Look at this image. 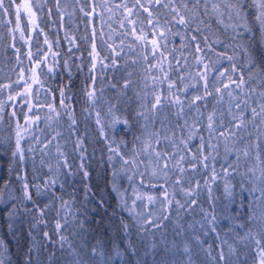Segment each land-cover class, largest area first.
<instances>
[{
	"label": "snow or ice",
	"instance_id": "6c2138e0",
	"mask_svg": "<svg viewBox=\"0 0 264 264\" xmlns=\"http://www.w3.org/2000/svg\"><path fill=\"white\" fill-rule=\"evenodd\" d=\"M131 2V6H129ZM15 0H0V16L12 14V4ZM72 6V11L67 12L69 19L78 10L89 20L94 18L95 15H102L103 12L98 13L97 9H102L109 13L115 14L116 11L120 12V28L125 29L127 26L131 28V31L127 30L122 33L123 36H131L134 38V43L129 45V48H134L137 44L144 45L147 50L150 46L151 56L156 57L157 53L160 54L162 59L156 64H149L147 71L151 73L153 70L163 73V75H154L151 77V84L153 89L158 84L162 85L167 82V95L163 91H153L151 93V101H149L148 92H144L143 96L139 92L136 93L137 97L142 100V111L137 113V116L142 117L145 121L151 120L153 127H155V121L157 114L165 106V103L173 108L178 107V111L174 113L177 117V123L175 127L171 129V134L161 135V129H157L153 132L147 133V139L143 142V147L136 150L131 159L125 158L118 150V148H112L109 145V151L115 153L123 161L122 171L127 172L129 166L135 169L144 167V172H139L140 180L136 187H133L131 195V205H129V195L127 191L121 192L119 186L113 183L112 189L117 194L119 204L118 207L126 209L129 215L134 219L142 220L140 225L141 231H144L146 226H150L149 230H156L162 227L163 222L171 219L170 213L173 204L177 208V216L179 211L187 209L191 211L198 204L199 201L194 197L200 195L201 191L206 188L208 192V203L212 208V215L209 218L208 210L200 208V212L203 213V219L208 225L211 226L210 231L216 233L217 215H215V198L212 195V185L218 180H224V193L228 198L233 197L234 189L231 187L228 178L235 174L239 167H241V158L243 157L246 164L244 175L250 178L253 183V187L249 192L252 197L247 206V223L252 225L243 236L236 234L233 243H229L227 239H220L217 233V240L219 243L216 245L215 250L212 245L208 248L203 247L201 237L194 235L191 237L195 241V244H190L188 236L184 228L177 225L173 229V239L169 241L166 234H162V253L156 251V246L153 245V259L149 262L146 258L142 261L138 260V264H197V259L203 254L202 264H248L251 258V264H264V67H260L255 58L249 52V48H244L245 61L241 66L237 61V52L231 42H225L221 39V29L224 33L231 32L230 40H236L238 36L251 34V40L258 43L261 48H264V0H122L112 7H108V0H65L64 9ZM91 5V10H88V6ZM57 12L60 15L61 26H63V20L65 17V10L61 8V0H56ZM163 9V13L160 11L154 12L153 9ZM15 27L10 28L9 32L13 34L15 39V33H20V39H25V31L31 28V32L40 30L38 23L40 17L37 12L42 13L41 0H22L21 3L15 4ZM146 14V19H140L141 16ZM51 15V9L49 10ZM165 18L161 22L160 16ZM26 17L27 22L24 23L22 18ZM11 23L9 21L0 20V24ZM215 24V28L213 27ZM139 25V31L137 32V26ZM145 26L151 32L152 39H149V31L145 30ZM173 29H176L175 31ZM183 29L184 31H180ZM242 29L243 31H239ZM115 31V30H114ZM29 32L27 40H32L33 36ZM101 37V47L106 46V54L102 57L100 50L97 46V33L95 28L92 29V43L90 45V51L88 53L89 59L92 61L89 74L92 78V84L85 88L84 95L90 106L95 107L97 102L102 99L97 96V89L95 88V82L97 77L92 73L96 70L98 65L105 64V61L111 59V67L116 69L118 67L117 60L123 51V39L121 40V52L116 51V47L109 43L112 40V35L109 34L107 39H104V33H99ZM171 35L180 38V47L172 48L170 51L167 48V37ZM67 36V33H66ZM225 39H228L226 37ZM45 44H49L47 37L44 40ZM70 45H75V38L69 40ZM191 45H195V63L202 65L201 71L195 73V77L198 80L195 84L191 85L192 88L199 91V87L202 82L203 94L195 95L191 100L187 102V108L189 111L195 109V116L192 118V123L189 124L188 118H185V101L180 97V93H186L189 89L188 85H184L182 88H177V83H183L186 76L183 72V67L187 65L189 55H186V50L190 49ZM217 46L223 49L218 51ZM242 47V46H241ZM163 49V50H162ZM229 49H232L233 54H228ZM49 51H51V45L49 44ZM70 47L69 52L71 53ZM165 51L168 55L165 56ZM39 50H37L38 54ZM179 52L180 55L175 56V72L178 73L175 79H172L173 65L171 63V57ZM107 53H110L109 56ZM47 53L45 54V56ZM57 55L53 53V56ZM29 60L32 59L33 53H28ZM148 55H144L145 62L148 61ZM168 61V71L164 70V62ZM181 60L184 61V65H181ZM224 62H227L229 67H224ZM67 67L68 61H65ZM136 63V61H133ZM43 61L37 60L35 67L32 69L31 83L25 78L23 72H21L20 78L12 84L0 85V90H7L13 85H19L24 83L25 88L23 93H16V96L26 98V104L28 113H25L24 120L25 126H21L17 122V131L15 133V150L13 151V157L19 156L21 164H25V150L21 146V141L25 139V136H31V132L36 130L39 126L41 117L39 115L31 116L34 109L42 111L47 108L48 115L45 118L47 122V133L43 136L36 135L32 137L34 144L28 148V152L35 153L37 149L42 156H48L49 150L55 143L56 155L63 157L62 166L70 168L71 166L67 162V157L62 150L64 145L59 143L62 133L60 131H54L52 128L53 123L59 122L62 116L67 115L69 119L68 133L69 136H76L74 150L79 153L81 164L80 169L83 171V176L88 178L89 173L85 169L86 160L85 152L83 150L84 139L78 133L76 128L77 121L74 118V113L70 108V105L66 102L71 100L72 97L66 95V87L60 89V101L59 110L54 103L39 104V95L41 92L43 82L39 78L38 70H42ZM53 68L49 67L48 72H52ZM132 73H128L131 77ZM216 77L215 81L210 83V77ZM227 81V82H225ZM255 81V86L253 85ZM33 85H37L33 89ZM133 85L131 79H125L122 85L123 89H129ZM218 85V86H216ZM115 88L116 86L113 85ZM148 87L147 82L145 88ZM211 87V90H210ZM175 89V91H174ZM35 92L36 104L32 103V93ZM215 95V103L212 110L207 112L200 111L198 102L207 101ZM16 96H9V101L15 103ZM207 105L205 104V108ZM115 108L114 105L109 107V113ZM3 102H0V113H3ZM149 113L151 115H149ZM11 116H16V112L13 111ZM96 123L101 127V135L105 136L103 131V125L101 124L100 113L97 112ZM183 118V123H179V119ZM227 118V120H226ZM2 119V117H0ZM206 121V123H205ZM121 123L119 118H115L112 121V127ZM123 123L126 125L127 120ZM161 128L165 133H168L169 129L164 128L161 121ZM251 129L252 131H249ZM187 130L188 135L184 136V132ZM44 131V130H41ZM180 132V136L176 135V132ZM207 133V139L203 135H199L200 145L195 153L191 154V157L187 155L190 152V141H192L197 133ZM255 135V139H253ZM153 138L155 143H152ZM139 139V138H138ZM162 141H167L173 148V151L169 153L164 149H159L158 146ZM215 141V143L213 142ZM66 143V142H65ZM243 145V148L237 145ZM223 145L224 148V162L227 163L231 156H235L236 163H228L227 167H222L221 172L217 173L215 167L211 169L210 177L205 178L204 185H201L199 181L195 185L191 184V177L187 176L189 170L193 173L198 171H207L209 169V160L215 162L218 159L219 149ZM135 149V145H134ZM217 153V155H213ZM254 153V155H253ZM144 155L145 159H138L139 156ZM179 159H176V156ZM112 156H109V161L112 160ZM175 159V163L171 164V161ZM188 162V168L184 167L185 162ZM195 161V162H192ZM41 166H44V159H41ZM61 167V163H57V168ZM51 171V166H49ZM172 174L176 175V179L171 180ZM119 173L113 172V177H117ZM150 180H163V183H147L146 179ZM187 179L189 186L184 187V181ZM130 182L133 181V176H128ZM17 181L21 182L22 188V200L24 202L33 203V209H25L26 212L36 211L38 213L35 218V223L30 225L29 239L30 246L28 247L25 264H114L115 261H120V264H125L124 255L119 251V246L116 247L114 255L111 257H105L103 251V242L97 241L96 245L91 247L89 251L87 241H84L79 246L74 245L68 241V237L63 235V232L67 229L69 220L67 219L69 212L65 211L63 217L60 216V212L69 208L70 202L63 200L60 197H54L53 202L44 205V208H37L31 194V189L34 187L37 196L45 193L51 186L56 184L55 179H45L43 185L30 184L26 178V175H18ZM171 184L173 192L168 191V187ZM259 185L258 187L256 185ZM131 186V185H130ZM158 191L159 196L143 192L142 187ZM7 182L5 184V190H7ZM63 185H61V189ZM177 190L179 194L184 197V203H181L179 199H176ZM90 189L86 186L85 195L87 196ZM241 191H246L244 187H241ZM259 193L258 195L256 193ZM16 199L10 197V200ZM60 200V206L56 210L55 220V235L58 239L53 240L49 231L43 233V240L45 243H41L35 236H32V230H38V225L44 224L48 226V222L42 219L45 216L46 210L50 209L55 200ZM190 200V203L188 201ZM160 202V214L156 215L152 212V207ZM0 203H4L2 195H0ZM143 205L142 211L136 209ZM15 204H13V210L8 212L9 230H14V218H15ZM147 214V218L145 215ZM162 216V218H161ZM156 220H160V223H156ZM75 216H73L72 223H77ZM81 230H83V221L78 222ZM120 227L124 230L125 234L129 233L130 226L127 223L121 221ZM189 229H193V225L188 226ZM243 228L244 225H240ZM236 226L228 229V233L234 232ZM227 235V233H226ZM52 245L53 251L47 252V246ZM59 248H56V245ZM182 245V247H181ZM242 245L243 248L238 250V247ZM42 249L44 250L42 252ZM225 249H227L225 251ZM8 248L3 239H0V264H12L10 258L6 259L5 254ZM59 251L60 255H57ZM35 253V256H33ZM46 254L47 260L43 259ZM136 250H133L132 255H136ZM148 253L145 252V257ZM184 257V259H181ZM242 257V258H241Z\"/></svg>",
	"mask_w": 264,
	"mask_h": 264
},
{
	"label": "trees",
	"instance_id": "16d2710c",
	"mask_svg": "<svg viewBox=\"0 0 264 264\" xmlns=\"http://www.w3.org/2000/svg\"><path fill=\"white\" fill-rule=\"evenodd\" d=\"M22 0H15L12 4V14L0 16V20L9 21L11 23L0 24V79L1 81L5 79H10L14 72V64L18 61L19 63H25L24 45L19 41L20 45L14 42L18 47V52L20 56H17L14 51V47L10 42H12L11 33L9 32V27L15 24V4L21 3ZM42 2V15L40 11L37 15L40 17L38 23L40 29L33 32V39L31 42V50L38 57L43 53L46 48L49 49V44L51 45V52L56 53L53 57V71L48 72L46 64L43 62L42 70H38L39 78L43 82V95L47 96L52 100V102L59 108L60 101V89L61 87H66V95L72 97L71 100L66 101L71 110L74 113V118L77 121L76 128L80 136L84 139L83 150L85 152L86 160L85 169L88 171L89 176L85 178L83 176V171L80 169L81 159L79 153L74 150V145L76 141V136H69L68 124L69 119L67 115L61 117L58 125L61 127V133L66 141L63 147L65 156L67 157V162L71 166L70 168H65L62 166L63 159H60L56 155V150L54 145L49 150L48 156H42L39 149L35 153L28 152L25 150L26 162L21 164L19 156L13 157L12 153L15 150V140L13 136V130L9 123L8 118V108H5L3 113H0V195L4 203H0V239H3L8 251L6 259L10 258L12 264H25L26 255L28 247L30 246L29 231L30 225L35 223V218L38 213L36 211L26 212L25 209H33L34 205L31 202H24L22 200V188L21 182L17 181L18 175H26V178L30 184L43 185L45 179H55L56 184L51 186L45 193L37 196L36 190L33 187L31 189V194L35 206L37 208H44V205L53 202L54 197H60L63 200L69 201V208L60 212V216L65 215V211L69 212L67 219L69 224L67 229L63 232V235L68 237V241L76 246H79L84 241H87L89 251L91 247L96 245L97 241L103 242L105 257H111L114 255V251L117 246H119V251L124 255L125 264H138V260L142 261L147 259L149 262L153 259V245L156 246V251L162 253L163 249L161 246L162 234H166L167 239L171 241L173 239V229L180 225L184 228L190 244H195V241L191 239L194 235H199L203 243V247L206 249L209 245H212L215 250L216 245L219 243L216 236L219 234L220 239H227L229 243H233L238 233L239 236H243L245 231L248 230L252 225L247 223V201L250 199L249 192L251 191V181L249 177L244 175L246 167L248 164L245 163L244 158H241V167L238 168L237 172L228 178V181L233 187V197L230 199L224 193V180L220 179L215 184L212 185L213 192L212 195L215 198V215L218 219L216 222V233L210 231L211 226L206 223L203 219V213L200 212V208H204L209 212V218L212 215V208L208 203V192L204 188L200 195L194 197L199 201V204L189 211L187 205H185L184 210L179 211V216H177V208L175 204L172 206L170 213L171 219L163 222L162 227L159 231L149 230L150 226H146L144 231H141L140 225L134 221V219L129 215V213L122 207H118L119 200L117 194L113 191L112 185L115 183V178L113 177V172L115 171L116 163H118L119 157L115 153L109 151V145L112 148H118L119 152L124 156L134 154L136 150L143 147V142L147 139V133L153 132L157 129H161V135L171 134V129L175 127L177 123V117L174 115L177 108L165 103V106L157 114L155 127H153L152 121H145L142 117L137 116L139 111H142L141 103L142 100L137 97L136 93L139 92L141 97L146 91L149 93L148 99L151 101V93L155 91H163L167 95V82L162 85L158 84L155 89H153L151 84V77L154 75H163V73L158 72V70H153L151 73L147 71L149 64L158 63L162 57L157 53L156 57L153 58L150 54V46L146 50L144 45L137 44L134 48L130 49L129 45L134 43V38L131 36H123V31L128 28L122 29L119 26L120 18L119 13L122 10L116 11L115 14L110 13L105 15L104 11L102 15L97 14L89 20L82 13L79 12L77 6V11L72 16L71 19L68 18L67 12L72 11V6L70 5L67 9H64L65 0H61V8L65 10V17L63 20V26H61L60 15L57 12L56 0H41ZM122 0H108V7L114 8ZM7 4V0H6ZM131 6V2H129ZM51 9V15H49V10ZM88 10H91V5L88 6ZM154 12L160 11L163 13V9H153ZM100 13V11H99ZM109 13V12H108ZM165 17L160 16L161 22ZM140 19H146V14L141 16ZM23 22H27V18H22ZM103 20L109 24V28H105L103 25ZM215 28V24H213ZM95 28L97 36V46L100 50V54L103 57L106 54V46L101 47V37L100 32H103L104 39H107L108 35H112V43L116 47L117 52H121V40L123 39V51L117 60L118 67L113 69L110 65L112 63L111 59L105 61V64L109 65L104 67L103 65H98L96 70L92 73L96 76L95 88L97 89V96L101 97L95 107H92L87 102L84 95L85 88L92 84V78L89 74V69L92 61L89 59L88 53L90 51V45L92 43V29ZM115 30V31H114ZM145 30L149 31L147 26ZM174 31L176 29H173ZM139 31V25L137 26V32ZM180 31H184L180 29ZM221 39L225 42H231L233 48L237 52V61L242 66L245 61L244 48H249V52L252 57L255 58L257 64L260 67H264V48H261L257 42L251 40V34H245L238 36L236 40H230L232 35L231 32L224 33L221 29ZM239 31H243L240 29ZM29 31H25V35ZM129 32V31H128ZM67 33V36H66ZM47 37L49 44H45L44 40ZM228 37V39H225ZM75 38V45H70L69 40ZM149 39H152L151 32L149 31ZM167 44V48L170 51L172 48L179 49L180 38L169 35L166 41L161 42ZM242 46V47H241ZM70 47L72 48L71 53L69 52ZM195 45H191L189 50H186L185 54L189 55L187 65L183 67V72L186 79L183 83H177V88H182L184 85H188L189 89L186 93H180V97L185 101V118H188L189 124L192 123V118L195 116V109L189 111L187 108V102L192 99L195 95H202L203 88L202 82L199 87V91L192 88L191 85L195 84L198 77H195V73L201 71L202 65H197L195 63ZM37 50H39L37 54ZM163 50V49H162ZM218 51H223V49L217 46ZM109 56L110 53H107ZM228 54H233L232 49H229ZM148 55V61L145 62L143 57ZM168 52L165 51V56ZM180 55L179 52L175 53L170 59L173 65L172 79H175L178 73L175 72V56ZM35 57V59H36ZM43 61V60H42ZM65 61H68L67 67L65 66ZM136 61V63H133ZM181 65H184V61L181 60ZM225 65L229 67L227 62ZM164 70L168 71V61L164 62ZM128 73H132L131 77ZM125 79H131L133 85L129 89H123L122 85ZM147 82L148 87L145 88V83ZM214 82L213 76L210 77V83ZM113 85L116 87L114 88ZM218 86V85H216ZM255 86V81L253 85ZM211 90V87H210ZM175 91V89H174ZM1 92V91H0ZM215 103V95L209 98L207 101L198 102V106L201 112L205 115L207 112L212 110L213 104ZM205 104L207 107L205 108ZM7 105V103H6ZM114 105L115 108L111 113H109V107ZM7 107V106H6ZM18 116L20 117L23 112V106L15 105ZM97 112L100 113L101 124L103 125V131L105 136L101 135V127L97 125ZM149 115H151L149 113ZM119 118L121 123L112 127V121L115 118ZM127 120V124L123 123ZM227 120V118H226ZM161 121L163 122L164 128H168V133H165L161 128ZM179 123H183V118L179 119ZM206 123V121H205ZM57 123H53L52 128L54 131H58L56 127ZM44 130V131H41ZM37 134L43 136L47 133V126L39 127V131L36 130ZM176 135L179 137L180 132L177 131ZM188 132L185 130L184 136H187ZM199 135H203L207 139V133H197V136L190 141V152L187 153L189 158L192 153H195L200 145ZM139 138V139H138ZM255 139V135H253ZM215 143V141H213ZM152 143H155L153 138ZM31 145V144H30ZM135 145V149H134ZM242 144L237 145L241 147ZM159 149H164L171 153L173 148L168 144L167 141H162L158 146ZM112 156V160L109 161V156ZM213 155H217L214 153ZM224 148L221 145L219 149L218 159L213 162L209 160V169L207 171H198L193 173L191 170L188 171L187 176L191 177V184L195 185L197 181L201 185H204L205 178L210 177L211 169L214 166L217 173H220L221 177L223 173L221 172L222 167H227V163L224 162ZM254 155V153H253ZM139 159H145L144 155L138 157ZM41 159H44V166H41ZM179 159V156H176ZM232 164L236 163L235 156L229 158ZM61 163V167L57 168V163ZM195 162V161H192ZM175 163V159L171 161V164ZM49 166H51V171H49ZM185 168H188V162L184 164ZM145 169L141 166V172ZM135 177V173H134ZM122 178V177H121ZM146 179L147 183L160 184L163 180L151 181L149 178ZM176 175L172 174L171 180H175ZM140 180V178H139ZM126 179L123 178L122 183ZM7 182V190H5V184ZM137 184L139 182L136 179ZM242 183L247 186L246 192L243 194L241 191ZM61 185L63 188L61 189ZM86 186L90 189L87 196L85 195ZM184 187H188L187 179L184 181ZM149 193H153L157 196L160 195L158 191H154L147 186L142 187ZM168 191L173 192V187L171 184L168 187ZM10 197H15L16 199L10 200ZM237 198V199H236ZM176 199H179L181 203H184V197L179 194L177 190ZM238 200L241 204H236ZM190 203V200L188 201ZM13 204H15V218H14V230H9L8 224L9 220L7 218L8 212L13 210ZM243 205V206H242ZM60 206V200H55L53 206L46 210L45 216L42 218L48 222V226L45 227L44 224L38 225V230H32V236H35L42 244L45 243L43 240V233L49 231L52 235L53 240L58 239L55 235V220H56V210ZM241 206V207H240ZM245 207V208H244ZM73 216H75L76 221H83V230L80 228V224L72 223ZM162 218V216H161ZM121 221L127 223L129 228V233L125 234L124 230L120 227ZM156 223H160V220H156ZM193 225V229H189V225ZM240 225H244L240 228ZM236 226L235 231L228 233V229ZM227 233V235H226ZM182 247V245H181ZM59 248V245H56ZM243 246L240 245L238 250L242 249ZM133 250H136V255H132ZM227 249H225L226 251ZM44 250L42 249V252ZM52 245L47 246V252H52ZM145 252L148 253L145 257ZM60 255L59 251L56 253ZM35 256V253H33ZM242 258V257H241ZM46 261V254L43 256ZM184 259V257H181ZM197 259V264H202L203 254ZM114 264H120V261H115ZM251 264V258L248 261Z\"/></svg>",
	"mask_w": 264,
	"mask_h": 264
},
{
	"label": "rangeland",
	"instance_id": "374dc122",
	"mask_svg": "<svg viewBox=\"0 0 264 264\" xmlns=\"http://www.w3.org/2000/svg\"><path fill=\"white\" fill-rule=\"evenodd\" d=\"M99 11L101 12L102 9H97L98 13H99ZM104 13H105V15H107V14L109 15L110 14L107 11H104ZM119 16H121L120 13H119ZM15 20H16V17H15L14 21ZM103 22H104L103 25L105 26V28H109V24L106 23L105 20H103ZM125 23H126V28H128V31L130 32L131 28L129 26H127V22H125ZM119 26H120V22H119ZM14 27H15V24H13V26H10L9 29L10 28H14ZM27 31L31 32V28L29 27ZM125 31H123V32H125ZM29 32H28V34H29ZM28 34H26L25 35V39L22 40V39H20V33L19 32L15 33V39H13V34L11 33L12 42H10V43H11L12 46H15L14 47V51H15V54H17V56H20V53L18 52V47L15 45L14 42L16 41V43H18V45H20L19 41H21V43H23V45H24V53H26L25 63L24 62L19 63V64H21L20 67H19V65H17L18 61H16L15 64H14V67H16V68H15V72H14L13 76L10 79H5L3 81H1V79H0V85L12 84V82L19 80L21 72H23L25 78L28 80V83H31L32 69L35 67V62L37 60H43V62L46 64L47 68L53 67V63H52L53 57H54L53 56V52L49 51V49L46 48V50L43 53H41L38 57H36L35 53L32 52V50H31V42H30V40L26 39ZM31 34H33V32H31ZM177 38H179V37H177ZM174 39H175V37H174ZM29 52L33 53V57H32L31 60H29V57H28V53ZM46 53H47V55L45 56ZM35 57H36V59H35ZM224 67H227L225 65V62H224ZM215 79H216V77L214 75L213 76V80L215 81ZM225 82H227V81H225ZM36 87H37V85H33V89H35ZM24 88H25V85H24L23 82H21L19 85H13L11 88H9L7 90H0L1 91L0 92V102H3L4 110H5V108H8V115L9 116H8L7 119H9V123L11 125V129L13 130L14 140H15V133L17 131V127H16L17 122H19V124L22 127L25 126L24 115H25V113H28V108H27V104H26V98L22 99V97L16 96V93H18V92L19 93H23L24 92ZM43 91L44 90H43V85H42L41 92H40V95H39V104L40 105H44L46 102L47 103H53L52 100H50V98H48L47 96L43 95ZM10 95L11 96H16L15 103H13L12 101H9L8 97ZM6 103H7V105H6ZM32 103L33 104L37 103L36 95H35L34 91L32 93ZM20 104H22V106H23V112H22L21 116L19 117L18 116V112L16 111V108H15V105H20ZM57 109L59 110L58 107H57ZM13 111L16 112V116H14V117L10 115ZM29 115H31L33 117L36 116V115H39L41 117L39 126H38V128L36 130L39 131V127L47 126V122H46L45 118L48 115V111H47L46 107L42 111L34 109L31 113H29ZM56 127L58 128L57 130L61 132V127L58 124H56ZM36 130H33L31 132V136L26 135L25 139L21 141V146L23 148H25V149L27 148L28 149L30 146H32L34 144V140L32 139V137H34L36 135H39V134L36 133L37 132ZM249 131H252V130L249 129ZM64 137L65 136H63V135L61 136V140L59 141V143L65 144L66 141H65ZM53 145L55 147V143ZM241 148H243V145H241ZM127 156H128L127 157L128 159H131L133 157V154H131V155L127 154ZM59 158L60 159H64L63 157H59ZM145 160H146V157H145ZM228 163H231V161L228 160L227 161V165H228ZM122 164H123V161L119 157L118 163H116V166L114 167L115 171L117 173H119V175L117 177H115V183L119 186L121 192H123L125 190L127 191L128 195H129L128 203H129V205H131V198L130 197L132 195L133 187H136L138 185L137 182H136V179L139 182V178H140L139 172H141V167L137 170V169L132 168L131 166H129L128 169H127V172L125 174V172H123L121 170L122 169ZM248 166H249V164H248ZM134 173H135V177H134ZM128 176H133V181L132 182H130L128 180ZM123 178L126 179V181L124 183H122ZM151 181H157V180H151ZM249 181H250V179H249ZM250 183H251L250 186H251V189H252L253 183L252 182H250ZM241 185L244 187V189H247V186L245 185V183H242ZM256 186L258 187L259 185L257 184ZM141 190L143 192L149 193L147 190H145L143 188ZM245 192L246 191H243L242 193L244 194ZM149 194H151V193H149ZM256 194L258 195L259 193L257 192ZM153 195H155V194H153ZM251 199H252V197L250 196V199H248L247 204H248L249 200H251ZM235 201H237L236 204H238V205L241 204L238 200H235ZM160 208H161V204H160L159 201H157V203L152 207L151 210L156 215H161L160 211H159ZM124 210H126V209H124ZM136 210L137 211H142L143 210V205H140ZM246 214L248 215L247 211H246ZM145 218H147V214L145 215ZM134 221H136V223L138 225L142 224V220H139V218L137 220H134ZM6 255H7V253L5 254V256Z\"/></svg>",
	"mask_w": 264,
	"mask_h": 264
}]
</instances>
